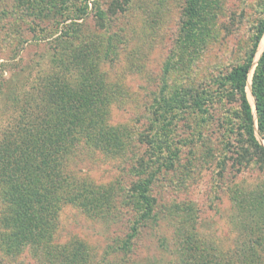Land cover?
I'll list each match as a JSON object with an SVG mask.
<instances>
[{"label":"rangeland","instance_id":"374dc122","mask_svg":"<svg viewBox=\"0 0 264 264\" xmlns=\"http://www.w3.org/2000/svg\"><path fill=\"white\" fill-rule=\"evenodd\" d=\"M50 1L49 10L48 0H0V141L20 116L42 115L47 79H62L63 92L85 90L92 110L72 107L86 108L92 125L48 127L98 134L79 137L62 169L101 206H64L50 246L9 249L0 238V264H185L186 236L225 260L264 264V163L233 165L243 128L237 98L222 95L230 92L222 79L252 46L264 0ZM143 178L154 199L148 219L132 191ZM1 208L0 199V216Z\"/></svg>","mask_w":264,"mask_h":264},{"label":"trees","instance_id":"16d2710c","mask_svg":"<svg viewBox=\"0 0 264 264\" xmlns=\"http://www.w3.org/2000/svg\"><path fill=\"white\" fill-rule=\"evenodd\" d=\"M48 2L50 10L51 1ZM113 2V6L121 8V4L129 3V0ZM52 8L57 9L55 6ZM263 36L264 13L263 19L256 26L252 46L246 53L244 62L233 67L222 79V86L228 85L226 89L230 91L222 95L227 100L236 97L240 110L244 142H234L230 148L233 165L239 169L254 162L264 163V147L256 137L258 134L264 139V51L251 77L255 113L246 90L250 69ZM63 89L62 79L60 82L47 79L39 87L41 100L36 103L42 110V115L35 111L29 114L31 117L20 116L16 121L17 125L7 130L0 141V225L4 231L0 238L9 249L26 245L50 246L58 225L59 213L66 205L86 209H98L101 206V201L92 193V188L78 183L62 169L63 157L70 154L71 145L79 137L94 141L98 134L85 131L78 133L70 127L65 130L48 127L53 123L68 125L74 120L75 123L88 120L92 125V117L88 118L84 112L93 104L94 98L85 90L78 94L70 90L63 92ZM74 102L88 105L78 112L73 110ZM90 106L89 111L92 110ZM139 167L145 172L148 170L144 163L139 164ZM150 184L148 178H143L132 188L133 197L145 219L150 218L154 206V199L149 195ZM180 248L185 264H239L237 255L235 260H225V255L216 248L200 245L187 236L181 239ZM57 255L62 260L67 259L65 250L58 251ZM252 259L253 256L248 264H252Z\"/></svg>","mask_w":264,"mask_h":264},{"label":"water","instance_id":"95a60500","mask_svg":"<svg viewBox=\"0 0 264 264\" xmlns=\"http://www.w3.org/2000/svg\"><path fill=\"white\" fill-rule=\"evenodd\" d=\"M263 51H264V49H263ZM263 51H262V53H263ZM262 53L260 54V55H262ZM261 57V56H260ZM257 65V64H256ZM251 84V83H250ZM250 87H251V85H250ZM253 97V96H252ZM252 105V104H251ZM252 107H253V111H254V113H255V101H254V98H253V105H252Z\"/></svg>","mask_w":264,"mask_h":264},{"label":"bare ground","instance_id":"6f19581e","mask_svg":"<svg viewBox=\"0 0 264 264\" xmlns=\"http://www.w3.org/2000/svg\"><path fill=\"white\" fill-rule=\"evenodd\" d=\"M261 45H264V38H263V40H262V42H261ZM247 89H248V91H250V85H248ZM251 97H252V95H251ZM252 98H253V97H252Z\"/></svg>","mask_w":264,"mask_h":264}]
</instances>
